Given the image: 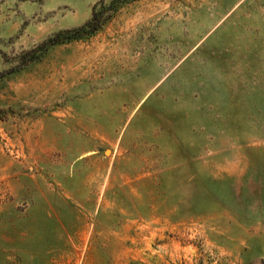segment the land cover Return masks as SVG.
Here are the masks:
<instances>
[{
	"label": "rangeland",
	"instance_id": "rangeland-1",
	"mask_svg": "<svg viewBox=\"0 0 264 264\" xmlns=\"http://www.w3.org/2000/svg\"><path fill=\"white\" fill-rule=\"evenodd\" d=\"M0 264H264V0H0Z\"/></svg>",
	"mask_w": 264,
	"mask_h": 264
},
{
	"label": "trees",
	"instance_id": "trees-1",
	"mask_svg": "<svg viewBox=\"0 0 264 264\" xmlns=\"http://www.w3.org/2000/svg\"><path fill=\"white\" fill-rule=\"evenodd\" d=\"M105 19L98 17V14L93 12V15L89 21H87L82 28L84 29L86 34H92L96 30H98L101 25L104 23ZM71 39V38H69Z\"/></svg>",
	"mask_w": 264,
	"mask_h": 264
}]
</instances>
